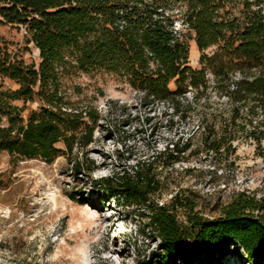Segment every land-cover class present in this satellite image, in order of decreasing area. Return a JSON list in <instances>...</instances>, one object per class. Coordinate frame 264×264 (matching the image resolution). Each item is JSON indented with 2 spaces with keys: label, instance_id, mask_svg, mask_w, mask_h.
I'll use <instances>...</instances> for the list:
<instances>
[{
  "label": "trees",
  "instance_id": "obj_1",
  "mask_svg": "<svg viewBox=\"0 0 264 264\" xmlns=\"http://www.w3.org/2000/svg\"><path fill=\"white\" fill-rule=\"evenodd\" d=\"M177 23L193 33L199 68L188 64L189 45ZM3 24L22 27L38 57L27 63L0 38V152L11 159L51 163L66 156L76 172L99 168L86 147L100 116L62 87L75 72L116 76L136 92L144 112L167 102L181 118L189 108L186 93L194 91L196 99L210 73L213 89L229 99V152L238 132L257 146L264 140V0H0ZM5 80L17 87L5 88ZM27 103L37 106L24 116ZM220 139H207L206 150L219 152ZM187 147L178 138L151 160L136 161L132 172L112 170L90 182L107 198L141 210L136 215L159 239L156 264L264 262V197L238 193L212 219L189 204L185 223L176 217L184 206L177 195L168 204L157 200L156 159L171 166Z\"/></svg>",
  "mask_w": 264,
  "mask_h": 264
},
{
  "label": "rangeland",
  "instance_id": "obj_2",
  "mask_svg": "<svg viewBox=\"0 0 264 264\" xmlns=\"http://www.w3.org/2000/svg\"><path fill=\"white\" fill-rule=\"evenodd\" d=\"M177 28L189 45V66L199 68L193 33L178 23ZM0 38L8 52L27 63L38 61L22 27L0 25ZM207 77L209 87L196 99L194 91L186 93L189 108L181 118L167 102L144 112L136 92L111 74L64 76L62 87L71 99L91 103L100 116L93 142L86 147V158L99 168L76 172L66 156L48 163L39 158L14 160L0 152V264H156L159 239L136 215L141 210L107 198L90 181L112 170L132 172L136 161L151 160L178 138L188 143L179 160L163 166L157 158L153 169L160 204H168L174 195L184 203L176 211L180 222L185 223L189 204L199 215L213 218L238 193L264 197V140L257 146L238 132L229 152V99L213 89L210 73ZM4 87L17 86L5 80ZM36 106L27 103L24 116ZM214 137L221 138L219 152L206 150L207 139ZM234 262L226 258L199 264H245L243 257Z\"/></svg>",
  "mask_w": 264,
  "mask_h": 264
},
{
  "label": "water",
  "instance_id": "obj_3",
  "mask_svg": "<svg viewBox=\"0 0 264 264\" xmlns=\"http://www.w3.org/2000/svg\"><path fill=\"white\" fill-rule=\"evenodd\" d=\"M209 219H212V218H209Z\"/></svg>",
  "mask_w": 264,
  "mask_h": 264
}]
</instances>
